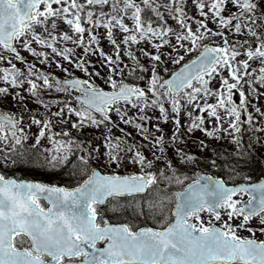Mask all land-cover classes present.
Masks as SVG:
<instances>
[{
  "label": "snow or ice",
  "instance_id": "snow-or-ice-1",
  "mask_svg": "<svg viewBox=\"0 0 264 264\" xmlns=\"http://www.w3.org/2000/svg\"><path fill=\"white\" fill-rule=\"evenodd\" d=\"M262 237L264 0H0V264H264Z\"/></svg>",
  "mask_w": 264,
  "mask_h": 264
},
{
  "label": "trees",
  "instance_id": "trees-1",
  "mask_svg": "<svg viewBox=\"0 0 264 264\" xmlns=\"http://www.w3.org/2000/svg\"><path fill=\"white\" fill-rule=\"evenodd\" d=\"M260 174V170L259 168H256L253 175L256 176V175H259ZM17 175H20L19 173H17ZM21 178H24V177H21ZM27 178H30V179H41V180H44V181H47L49 179V177H44V176H39V175H31V174H28L27 175ZM52 179H55V177H52Z\"/></svg>",
  "mask_w": 264,
  "mask_h": 264
},
{
  "label": "rangeland",
  "instance_id": "rangeland-1",
  "mask_svg": "<svg viewBox=\"0 0 264 264\" xmlns=\"http://www.w3.org/2000/svg\"><path fill=\"white\" fill-rule=\"evenodd\" d=\"M29 59H31V57L29 56ZM77 75H82L81 73H77ZM244 199H247V196L244 197ZM245 235H247V233H244ZM257 235H259V233H257Z\"/></svg>",
  "mask_w": 264,
  "mask_h": 264
}]
</instances>
